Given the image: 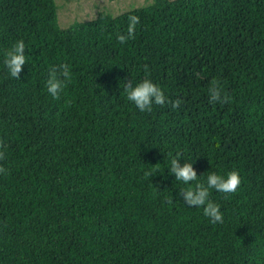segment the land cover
I'll list each match as a JSON object with an SVG mask.
<instances>
[{
	"label": "trees",
	"instance_id": "1",
	"mask_svg": "<svg viewBox=\"0 0 264 264\" xmlns=\"http://www.w3.org/2000/svg\"><path fill=\"white\" fill-rule=\"evenodd\" d=\"M59 15L57 0H0V264H264V0H153L66 27ZM129 15L140 23L121 44ZM19 40L17 80L4 52ZM62 63L72 81L55 100L45 81ZM145 64L180 108L127 101ZM213 79L229 103H209ZM178 152L203 183L239 172L236 192L210 190L223 223L179 196Z\"/></svg>",
	"mask_w": 264,
	"mask_h": 264
},
{
	"label": "clouds",
	"instance_id": "2",
	"mask_svg": "<svg viewBox=\"0 0 264 264\" xmlns=\"http://www.w3.org/2000/svg\"><path fill=\"white\" fill-rule=\"evenodd\" d=\"M140 23V17L137 15L128 16V26L125 33L118 34L117 39L121 44L127 43L134 39L136 35L137 25ZM25 42L19 40L4 52V65L7 68L9 75L12 78L19 80L24 65L27 63L25 55ZM149 66L144 65L145 78L138 83H133L132 80H126L123 84L124 93L127 101L132 103L140 112H152L154 106H164L170 104L173 109H178L182 105L181 99L171 100L166 96L161 86L154 83L148 73ZM72 81V69L68 63L50 66L48 69V77L45 81V88L47 93L55 100L61 99V94L65 88ZM208 99L210 104H227L231 101V97L223 89L221 83L213 79L207 89ZM3 141H0V149H4ZM169 160V174L174 175L177 181L182 182L187 187L180 189L179 196L182 197L183 202L189 207L202 208L205 217L209 218L211 223H223V213L220 205L214 202L211 197L210 190L224 194H231L236 192L241 180L240 174L236 170L220 175L216 172H210L207 175L206 183L199 180L196 169L193 167V162L181 161V153H176L173 156L168 154ZM6 158L5 151L0 150V160ZM7 169L0 166V174L6 173ZM152 171H146L145 176H153ZM172 203L171 200L168 201Z\"/></svg>",
	"mask_w": 264,
	"mask_h": 264
},
{
	"label": "rangeland",
	"instance_id": "3",
	"mask_svg": "<svg viewBox=\"0 0 264 264\" xmlns=\"http://www.w3.org/2000/svg\"><path fill=\"white\" fill-rule=\"evenodd\" d=\"M153 0H57L59 4V23L69 26L76 20H88L96 17L99 11L120 14Z\"/></svg>",
	"mask_w": 264,
	"mask_h": 264
}]
</instances>
